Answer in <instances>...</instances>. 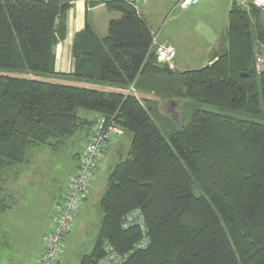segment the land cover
<instances>
[{"label":"trees","instance_id":"1","mask_svg":"<svg viewBox=\"0 0 264 264\" xmlns=\"http://www.w3.org/2000/svg\"><path fill=\"white\" fill-rule=\"evenodd\" d=\"M74 1L0 0V213L8 208L6 175L26 167L36 150H70L86 125L77 114L84 110L113 117L130 145L109 169L99 230L78 264H101L107 248L118 264H264V124L196 110L176 126L158 108L186 100L263 121L262 12L232 1L225 45L209 65L177 74L157 62L154 35L133 5L82 0L86 9L104 5L120 17L104 38L87 24L75 33L74 71L56 74L53 48ZM15 70L118 91L5 73ZM131 86L137 95L124 94ZM81 154H73L76 170Z\"/></svg>","mask_w":264,"mask_h":264},{"label":"rangeland","instance_id":"2","mask_svg":"<svg viewBox=\"0 0 264 264\" xmlns=\"http://www.w3.org/2000/svg\"><path fill=\"white\" fill-rule=\"evenodd\" d=\"M232 1L234 0H202L195 6L181 10L178 8L173 9V4L164 0H149L146 5L141 6V4H138L136 9H139V13L145 14V20L147 18L149 21L151 31L156 36V39L168 42L175 48L176 56L172 65H175L174 70L179 74L184 71L197 70L204 67L211 56L221 50V44L225 45L223 37L228 26V12ZM242 3L244 6L246 4L250 5L249 0ZM259 22L261 27L264 28L263 12ZM256 54V70L260 71L264 68V45L257 46ZM5 73L7 76L20 79L50 80L54 82L50 77L28 71L15 70L6 71ZM76 83L77 86L84 87L78 84V82ZM87 88L93 87L88 86ZM158 108L162 115L172 120L176 126L180 124L181 120L187 119L192 111L196 110L264 124V119L261 121L253 119L249 115L232 113L217 107L186 100L159 102ZM78 113L88 112L79 110ZM121 136L122 139H119L118 144L116 143L109 147L105 160L100 163L99 172L96 171L95 173V175L98 174L94 181H91L86 199L87 202H84L87 206L81 205L82 207L79 208L76 214L73 226L66 236L65 253H63L60 264H78L80 257L89 254L92 250L102 216L98 202L106 186L109 173L108 167L113 163L114 148L115 151L118 150L117 154L121 158L116 159L114 164L119 160L124 161L128 156L130 141H128V136ZM112 148L113 151L110 152ZM72 152V150H67L59 153V155H55L54 152H50L48 149H45L44 153L38 155H36V152L35 154L33 152L30 163L19 170L21 172V181L25 187L30 190V186L33 185L35 190L34 194H32L33 200L30 197L24 200L25 204L32 200L28 209L33 210L34 214L31 213L27 216H24V214L19 215L18 221H15L14 227L11 228V233L16 238L17 234L21 235L24 246V253L22 255L20 253L21 256L19 255L20 259L14 260L17 264H30L34 262L40 249L42 247L44 249V239L47 234L48 225L50 223L49 229L53 226L54 212L56 211L55 204L58 202L57 198L61 194L64 184H68L69 178L67 179V174L72 170ZM18 187L20 188V185ZM23 191L22 189L19 190L17 195L19 196ZM18 198V202L20 203L23 199L21 195ZM84 211H86L85 214H83ZM80 214H83V216ZM7 218H10V216ZM9 250L13 251L14 249L9 248L5 250L7 257L3 258V254L2 259L5 261L1 260L0 264H16L9 259L11 258ZM60 260L57 262L59 263Z\"/></svg>","mask_w":264,"mask_h":264},{"label":"crops","instance_id":"3","mask_svg":"<svg viewBox=\"0 0 264 264\" xmlns=\"http://www.w3.org/2000/svg\"><path fill=\"white\" fill-rule=\"evenodd\" d=\"M146 4H148V1L145 3H141V6L146 5ZM138 10L139 9H137V11ZM138 13H139V11H138ZM139 14H141L143 17L145 15L144 13H139ZM119 17H120V15L118 13L108 12L105 9L104 5H99V6H96L95 8L86 9L85 3L82 0L72 2L70 9L64 14L63 19H62V24L64 25V38L59 40L58 43L56 44V46L53 48V53L55 56L54 72L56 74H61V75H69V74L73 73L74 68H75V63H74V60L71 56V44H72V38H73L75 33L83 30L87 24L92 28V30L95 32V34L99 38H104L107 36V29H108L109 22L111 20L118 19ZM146 21L148 22V24L150 26V23L147 20V18H146ZM156 43L157 44H165V45L170 46L173 49H175L168 42L159 41L158 38L156 39ZM211 58L207 61L206 65H209L211 63ZM174 69H175V65L173 64L172 70L175 72ZM51 79L54 80V82L71 83V84L77 85V83L72 82V81L67 80V79H54V78H51ZM78 84H81L84 87L91 86L94 89H98V90L103 89V91H105V90L106 91H118L115 88H111L108 86L95 85V84H91V83H78ZM132 93L137 95L135 93V90ZM147 97L151 98L149 96H147ZM77 114H78V117L82 121L86 122V125L84 126V128H82L77 133L76 139H72L71 142H69L71 144L69 147L71 148L70 150L73 151L72 152L73 154H74V152H76L79 155L80 152L83 150L85 144L87 143L89 137H90L91 130H92L91 129L92 127H90L92 125L91 123L94 124V122L97 120L98 115L94 114V113H77ZM127 136H128V141H130L129 135H126L125 137H127ZM119 139H122V136L116 138L114 141H112L104 149V151L101 155V158L99 160V163H98L97 172H99V167H100L101 161L105 160V158H106V153L109 151V147L113 144H116L118 141H120ZM72 141H73V143H72ZM113 148L110 149V152L113 151ZM45 149H47V148H45ZM45 149L36 150L35 151L36 155L44 153ZM117 151H115V148H114L113 163L108 167L109 169L113 166L114 161L119 158V154H117ZM35 152H34V154H35ZM77 161H78V156L76 158L73 156L72 157V163H71V167H72L71 169L72 170L67 174V179L70 176L74 175L76 168H77ZM19 170L20 169H12L11 172L6 175L5 182L3 185V192L1 195V198L3 201L2 205L8 206V208L6 209L5 212L0 213V262H1V260L5 261L4 259H2V256L4 254L3 258L7 257L5 250L9 249V248L14 249L13 251L9 250L11 253V258H9V259H11L13 261V263H16V262H14L15 259H20V256L24 253L23 241H22L20 234H17V238H18L17 239L16 236L11 233L12 232L11 228L14 227V222L18 221L17 219L19 218V215L24 214V216H27V215H30L31 213L34 214V211L28 209V206L30 205V202L33 200L32 194H34L35 189H34L33 185L30 186L31 187L30 190H28L25 187L24 183L21 181V172ZM96 175L93 176V178L91 180L92 182L94 181ZM15 177H16V180H15ZM18 185H20V188L18 187ZM66 188H67V183L64 184V187L61 190V194L57 198L58 202L62 200V197L65 194ZM21 189L24 190L20 194L23 200L19 203L18 197L20 195L18 196L17 193ZM29 197L32 198V200L25 204L24 200L28 199ZM58 202H56L55 206L58 204ZM18 203H19V205H18ZM83 205L85 206L86 203L82 204V206ZM18 208H20V209L18 210ZM85 212L86 211H84L83 214H85ZM83 214H80V215L83 216ZM8 216H10V218H7ZM49 226H50V223L48 225V230H49ZM48 230H47V232H48ZM42 252H43V247L40 249L39 253L36 255L34 262H31L30 264H36L37 261L39 260L40 256L42 255ZM12 253H14V254H12ZM20 253H21V255H20ZM62 258L58 264L61 263Z\"/></svg>","mask_w":264,"mask_h":264},{"label":"built area","instance_id":"4","mask_svg":"<svg viewBox=\"0 0 264 264\" xmlns=\"http://www.w3.org/2000/svg\"><path fill=\"white\" fill-rule=\"evenodd\" d=\"M133 5L135 8L138 4L145 3L149 0H123ZM173 4V9H187L197 5L202 0H164ZM243 5V1L235 0ZM250 3L261 12L264 13V0H249ZM153 47H155V55L157 62L168 65L172 68L176 52L170 46L165 44H157L156 36L153 38ZM134 91L133 86L124 91L128 95ZM92 133L85 144L81 157L79 159L78 169L76 173L69 177L66 188V194L62 203L56 206L53 218V226L46 234L44 239V249L42 255L36 264H56L57 260L63 253V246L66 236L70 232L76 214L81 205L86 201L89 193L90 182L94 172L98 167L99 160L107 145L123 134L122 129L115 123L113 117L105 118L98 115L97 120L92 127ZM127 220L128 224L129 221ZM107 256L101 264H118L119 258L107 248Z\"/></svg>","mask_w":264,"mask_h":264}]
</instances>
